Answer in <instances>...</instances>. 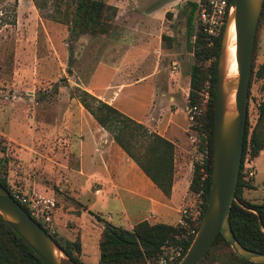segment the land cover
I'll list each match as a JSON object with an SVG mask.
<instances>
[{"label": "crops", "instance_id": "obj_1", "mask_svg": "<svg viewBox=\"0 0 264 264\" xmlns=\"http://www.w3.org/2000/svg\"><path fill=\"white\" fill-rule=\"evenodd\" d=\"M155 17L154 10L143 9L138 17L142 20L133 26V18L127 16L128 25L122 27L114 43L119 49L118 55L98 65L87 83L80 81V86L173 144L174 171L168 197L127 157L75 97L57 96L50 105L55 116L51 126L42 122L36 130L30 127L31 122L12 114H8L0 126V133L16 144L14 156L23 163V174L27 170L39 173V181L35 176L30 179L16 176L18 185L27 191L55 197V228L58 225L61 229L58 232L61 238H78L80 252L77 256L82 261L83 236L94 233L97 238L103 226L95 214L126 229L141 220L174 225L180 220L181 201L188 194L195 158L186 140L185 108L191 51L183 49L182 57L170 59L168 69L163 66L164 62H160L173 53V34ZM162 35L171 41H162ZM147 55L153 57L151 70L142 73L141 61ZM172 63L175 64L173 70ZM109 71L111 75L100 80L99 75ZM114 73L121 77L115 79ZM141 82L145 84L139 85ZM124 89L127 90L122 93ZM252 182L255 185L254 180ZM86 230L88 234L84 233Z\"/></svg>", "mask_w": 264, "mask_h": 264}, {"label": "trees", "instance_id": "obj_2", "mask_svg": "<svg viewBox=\"0 0 264 264\" xmlns=\"http://www.w3.org/2000/svg\"><path fill=\"white\" fill-rule=\"evenodd\" d=\"M188 2L186 16L187 47L191 51V63L188 73L189 91L186 106H195L198 110L190 129L199 138L193 153L206 148L202 168L195 162L188 183V193L198 197V204L193 215L190 209L181 214L182 224L149 223L141 220L126 229L114 225L95 214L103 222L97 237L98 259L96 264H155L160 258H167L180 248L178 257L168 262L176 264L188 247L203 214L209 185L210 155L213 129V97L215 82V66L219 50V35L208 44V38L201 33L197 22L193 25V15L197 14L198 2ZM36 8L38 6L34 4ZM116 7L102 0H74V8L70 22L72 29L81 24L90 25V32L104 34L114 18ZM264 12V0L256 24L255 37L259 21ZM254 37V42H255ZM171 41L165 35L161 36ZM191 41L189 42V40ZM167 42V41H166ZM168 45V44H167ZM264 79V60L254 70L251 62L249 84L247 89V107L249 87L252 78ZM210 82L209 98L201 102V89L205 80ZM81 106L93 117L121 150L129 157L142 173L168 197L173 180V144L162 136L148 130L143 124L135 121L114 106L98 99L85 89L74 86L70 92ZM204 143V144H203ZM240 167L234 189V200L228 211V223L236 241L243 247L264 253V203H253L243 197V188H252V177L244 178L241 174L243 161L253 159L264 149V90L256 104L254 122L249 126L247 112L242 135ZM3 151V149H0ZM8 158L0 160V185L6 188L5 171ZM24 209H26L24 207ZM192 230L193 232H189ZM60 249L76 264L81 262L77 254L80 242L76 237L67 240L50 235ZM264 264L244 260L236 256L220 234L196 264ZM0 264H43L27 245L0 219Z\"/></svg>", "mask_w": 264, "mask_h": 264}, {"label": "rangeland", "instance_id": "obj_3", "mask_svg": "<svg viewBox=\"0 0 264 264\" xmlns=\"http://www.w3.org/2000/svg\"><path fill=\"white\" fill-rule=\"evenodd\" d=\"M102 1L116 7L114 18L104 34L91 33L89 24L86 26L77 24L72 29L70 18L74 0H0V126L7 120L8 114H12L15 118H22L24 121L28 120L31 122L30 127L36 130L40 129L42 122L51 126L55 116L51 113L50 105L54 104L57 96H70L71 89L74 86L81 87L80 81L87 83L98 65H104L109 58L112 59L118 55L119 49L114 47V43L118 41L122 27L128 25L127 16L133 18V26H136L138 21L142 20L138 17L143 9L154 10L155 18H160L163 25L167 27L165 29H169L173 34L171 48L173 53L165 56L164 61L160 62H164L163 66L168 69L170 59L182 57L183 54L180 52L188 48L186 41L188 2L199 0ZM196 22L197 14H194L192 24ZM166 41L168 40L164 39V42ZM186 57L188 58L189 55ZM189 58L191 60V56ZM263 60L264 12L259 21L253 45L254 70ZM152 62V55L143 57L142 73L149 71ZM110 73L112 72L109 71L108 74L105 72L104 76L99 75L100 80L106 75L109 77ZM112 77L116 79L121 77V74L114 73ZM143 84L141 82L139 85ZM126 90L124 89L122 93ZM263 90L264 79L252 78L247 107L249 126L254 122L256 104ZM34 119H36L35 122ZM197 144L192 146L188 142L191 150ZM15 145L0 133V149H3V151L0 150V160L9 159L5 166V185L13 184L23 189L18 185L19 177L16 176L22 175L21 177L25 176L27 179L35 176L39 181V173L38 170H27L23 174L21 165L23 163L14 156ZM250 165L254 172L255 185L252 188H243L240 195L250 202L264 203V151H260L257 157L251 159ZM197 204V196L191 192L186 194L179 207V219L186 209H190V212L195 215ZM116 221L113 219L114 223H117ZM164 222L167 224L166 221ZM56 229V234L59 236L58 232L61 229L58 225ZM84 233L89 232L86 230ZM83 237L84 244L81 252L83 261L79 256L77 257L83 263L96 264L98 257L96 235L91 233ZM155 264H160L159 260Z\"/></svg>", "mask_w": 264, "mask_h": 264}, {"label": "water", "instance_id": "obj_4", "mask_svg": "<svg viewBox=\"0 0 264 264\" xmlns=\"http://www.w3.org/2000/svg\"><path fill=\"white\" fill-rule=\"evenodd\" d=\"M262 0H229L215 66L213 129L208 194L190 243L176 264H196L218 234L232 252L247 261L264 263V253L241 246L228 223V211L240 167L247 112V89ZM234 28L236 73L226 75L229 24ZM0 219L43 264H76L0 185Z\"/></svg>", "mask_w": 264, "mask_h": 264}, {"label": "built area", "instance_id": "obj_5", "mask_svg": "<svg viewBox=\"0 0 264 264\" xmlns=\"http://www.w3.org/2000/svg\"><path fill=\"white\" fill-rule=\"evenodd\" d=\"M229 8V0H203L198 2L197 11V25L202 34H204L209 43L212 44L213 39L216 38L220 30L222 29L227 11ZM175 64L172 63V70ZM210 82L205 80L201 89V102L204 103L209 98ZM186 120L188 123V129L186 132V138L190 145L194 146L195 143L199 142V138L190 129L191 123L194 121V116L198 110L195 106H186ZM204 144V143H203ZM206 153V148L202 147L201 151L195 153L194 162L200 166L203 164V158ZM249 160H244L241 166V174L246 179L252 177L254 172ZM5 190L15 200L27 214L48 234L49 236L56 233V228L53 222V212L56 207V200L52 194L42 193L39 191H27L21 189L13 184L6 186ZM97 190H94L96 192ZM184 212V210H182ZM179 223L183 221L180 219ZM189 232H193L189 230ZM180 254V248L174 251L167 258H160V264H168Z\"/></svg>", "mask_w": 264, "mask_h": 264}, {"label": "bare ground", "instance_id": "obj_6", "mask_svg": "<svg viewBox=\"0 0 264 264\" xmlns=\"http://www.w3.org/2000/svg\"><path fill=\"white\" fill-rule=\"evenodd\" d=\"M226 57V75L233 76L236 73V62L234 56V28L232 23H230L228 27Z\"/></svg>", "mask_w": 264, "mask_h": 264}]
</instances>
